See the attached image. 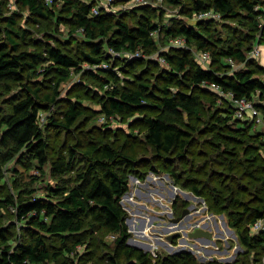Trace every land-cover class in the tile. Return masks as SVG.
Returning <instances> with one entry per match:
<instances>
[{
    "label": "trees",
    "instance_id": "obj_1",
    "mask_svg": "<svg viewBox=\"0 0 264 264\" xmlns=\"http://www.w3.org/2000/svg\"><path fill=\"white\" fill-rule=\"evenodd\" d=\"M164 1L179 6L184 17L171 18L166 23L163 9L149 4L93 14L91 8L96 0H61L58 9L52 8L55 0H15L19 9L7 14L3 12L5 0H0V32L4 39L0 42V83L7 86L14 83L22 92L0 119V132L4 145H7L3 156L6 160L16 159L27 169L37 164L42 171L46 164L50 176L58 178L47 192L34 193L35 189L30 188L28 196L16 203L12 198L6 199V203L14 205L26 238L10 246L1 231L0 264H50L58 260L60 250L51 243V236L59 237L60 245L64 246L62 252L68 254L76 251L78 245L83 247L90 243L85 235L97 230L114 235L115 245L125 247L130 234L120 198L128 190L129 174H139L138 166L142 160L139 156L146 149L154 159L176 164L175 168L158 170L151 167V170L167 172L194 193L206 194L210 206L218 210L229 205L242 207L241 211L226 214L228 222L237 229L244 245L264 251V229L251 232L255 221H264V172L257 171L260 168L257 161L263 159L253 152L255 146L264 150L261 132L251 131L254 123L246 121L243 139L235 138L240 146L235 144L237 149L232 150V145H222L223 141L230 142L227 136L233 135L234 131L229 122L235 115V108L229 101L223 103H227L230 116L216 115L207 129L213 132L214 139L220 140L219 143L211 142V147L205 149L199 137L207 132L199 129L197 124L204 106L200 93L211 89L203 83H216L238 98H264V66L248 57L254 43L264 45V0ZM207 9L217 11L222 19L237 22L232 26L225 24L231 27L232 35L224 39L217 37L214 19L189 20L194 13ZM22 10H26L29 20L38 25L42 21L53 23L56 33H59V24L66 25V34L62 33L66 39L73 41L75 36H82L89 51L80 56L73 55L65 48L51 45L48 41L52 36L47 34L44 39H29L36 49L23 48L29 31L19 21L25 17ZM175 37H182L187 46L170 47L168 51L160 52L170 67L163 72L161 85L148 81L136 84L126 81L128 77L122 78L124 68L132 67L138 57L128 61H109L110 49L151 54L157 50L158 40L166 43ZM191 46L197 51L209 52L208 68L195 59ZM42 61L48 63L38 71L37 65ZM105 61L110 65L99 67ZM82 62L99 68L90 69L82 66ZM72 69L79 74V80L82 75L95 78L97 88L103 90L98 100L99 111L107 119L126 113L132 115L133 110L145 107L152 108L154 113L142 119L146 126L142 136L145 148L138 144L132 133L116 135H123L122 139L117 137L116 140H101L88 135L90 130H81L77 125L78 118L87 115L72 99L57 113L58 116L52 113L48 118L44 117L46 127L57 128L53 134L54 140L58 138L56 143L52 144L47 138L50 135L44 136L46 127H43L44 121L40 123L39 110L46 104L62 100L59 84L70 76ZM54 73L55 77H52ZM124 80L127 83L123 84ZM213 96L210 103L214 101ZM255 104L264 117V104ZM62 132L71 139L63 142L59 138ZM226 151L231 152V157H225L223 161L221 155L229 154ZM251 152L257 157L255 154L246 155ZM177 168L182 170L178 172ZM71 172L72 176H64ZM202 174L205 177L199 178ZM216 176L218 178L214 180ZM213 181L220 183L221 187L211 185ZM222 188L225 189L218 190ZM245 195L248 197L243 201ZM130 246L125 249L128 261L123 264H147L149 254ZM131 255H135L133 260ZM161 258L160 264H231L199 263L188 251ZM59 264L76 263L62 259Z\"/></svg>",
    "mask_w": 264,
    "mask_h": 264
},
{
    "label": "rangeland",
    "instance_id": "obj_2",
    "mask_svg": "<svg viewBox=\"0 0 264 264\" xmlns=\"http://www.w3.org/2000/svg\"><path fill=\"white\" fill-rule=\"evenodd\" d=\"M46 1L52 2L53 0ZM60 1L61 0H55L56 3H52V6H54L52 8L58 9L61 3ZM113 5V11L120 8H130L128 2L123 1H116ZM151 5L163 9V20L166 23H169L171 18L184 17L179 12V6L172 5L164 0ZM17 9H19V7L15 3V0H5L3 4V12L8 14ZM22 13L25 17L19 19V21L21 24L28 27L29 31L25 42H23V48L36 49L37 47H35L29 39H44L45 34H47V36H52H50L51 39L48 41L51 45H58L61 48H65L67 52L73 55L80 56L82 52L89 51V46L85 43L82 36H75L76 38L73 41L66 39L67 37L64 36L67 31L66 25L59 24V33H56V30H53L52 28L53 23L42 21L38 25L32 22V19L29 20L26 10H22ZM189 20L193 21L194 19L192 17L189 18ZM214 20V31H216L217 37H222L224 39L232 35L231 27L229 26H232L237 22L231 19H222L220 14L219 17ZM225 24H228L229 28L225 26ZM171 39L173 38H170L166 43H162L158 40V48L151 54L143 53V55L132 56L130 58L124 56L123 53L118 55L113 53L112 50H108L110 55L109 61L115 62L116 60L123 59L128 61L138 57L139 59L134 62L135 64L132 67L128 66L124 68L121 72L122 78L126 79L128 77L126 81L129 80L136 84L139 81H148L150 84L153 83L157 86L161 85L163 83V72L170 69V67L168 63H163L159 60L160 55H162L160 52L168 51V48L170 47L179 48L187 46L186 44L176 45L171 42ZM1 41H4V39L0 32V42ZM253 48H255L256 54L251 55L250 52H248V55L255 58L264 66V45L254 43ZM190 50L199 64L204 68L209 67V61L203 63L197 58L198 51L195 50L193 46L190 47ZM109 61H105L108 66L110 65ZM47 63L48 61L39 62L37 70H41V68L46 66ZM81 65L90 69L99 68L88 62H82ZM114 69L119 71L117 67H114ZM52 77H55V73ZM79 77L80 76L76 70L72 69L70 76L60 82L59 91L62 100L53 104H42L45 106L39 110L41 115V121L39 120L40 123L44 121V117L48 118L52 113L58 116L60 111L66 106L68 100L72 99L73 101H77L78 107L84 109L87 115L86 118H82V116L79 117L77 125L80 126L81 130L84 128L90 130L88 135H92L101 140H116L117 137L122 139L125 133H132V136L138 140V144L143 145L145 148L146 144L143 141L142 136L144 135L146 126L142 119L143 117L154 113L152 108L145 107L133 110L132 115L126 113L124 116H116V118L110 116L107 119L104 114L99 111L101 107L98 104V100L101 98L103 90L97 88L99 86L96 85L97 81L95 78L82 75L81 80H79ZM126 81L124 80L122 83L125 84L127 83ZM44 87L47 88V86ZM172 90H175V88H172ZM213 92L214 90L210 89V91H203L200 93L203 97L204 106L202 118L197 124L199 129H205L207 132L201 134L199 137L204 142L202 146L205 149L211 147V142H220V140L214 139L213 132L207 130L212 123V120H214V117L220 114L223 116H230L229 111L226 109L227 103H223L228 100L215 92V95L213 96ZM21 95L22 92L20 86H17L14 83H10L9 86L0 83V119L10 110V104ZM212 96L214 97V101L210 103L209 99L212 98ZM255 101L260 102V99H255ZM185 119L186 121H189L187 117ZM231 119L229 127L231 130H234L233 135L227 136L230 139V142L223 141L221 144L224 145L228 143L227 145H232L231 148L233 150L237 149L235 148V144L240 146L239 143H236L235 138L237 137L239 140L243 139L242 137L244 134L242 131L245 129L244 126L246 121L249 120L247 118H237L236 115H233ZM104 122L105 124H103ZM44 123L45 121L43 122V127H46ZM3 128L4 126H2L1 129ZM218 128L222 127L219 126ZM56 129L55 126L49 125L44 131L45 137L50 135L47 138L52 141V144L56 143L58 139H53V134ZM256 130L261 132L260 140L264 143V125L254 124L251 131ZM121 133H123V135L116 136ZM1 134L2 133L0 132V232L2 231L5 235L6 243L10 246H14L16 243L26 238V236L25 232L20 228L21 222L16 217V212L13 207L14 205L6 203V199L12 198L16 203L19 199L28 196L27 192L30 188L35 189L36 192L34 193L42 194L43 192H47L48 187L54 186L53 184L56 183V179L58 178L50 176L46 164L42 166L43 170L40 171L37 164L27 169L22 167L16 159H4L3 152L7 149V145H4ZM225 136L226 135H224V137ZM59 138H61L63 142L68 140V138L71 139V137L64 132L60 133ZM232 140L233 142H231ZM258 148L260 149V152H258ZM253 152H257L260 158L264 161V150L262 147L255 146ZM226 153L229 154H225L224 156L221 155L223 161H225V157H231L230 151H226ZM252 154L255 153L251 152L246 155ZM255 156L257 157L256 154ZM139 157L142 159L138 166L139 174H129L128 190L120 198V203L126 210L125 219L131 217L132 221L131 223L129 222L130 225H132V223L135 225L138 224L137 226H132L130 228L125 223L130 234L129 238L126 240L125 247L122 248L115 245L114 235L105 230H97L91 235H85L86 239L90 240V243H86L83 247L78 245L76 251L68 254V252H62L61 247L64 246L60 245L59 237L51 236V243L54 247L57 246L60 252L57 257L58 260L51 261L50 264H59L62 259H66L67 261L71 259L76 264H123L128 261V259H126L127 254L125 249L131 247L130 245H133L132 243L136 244L133 245L134 247L140 248L142 251L149 254L150 258L148 259L147 264H160L163 255H172L178 251L190 252L199 263L217 261L230 262L231 264H264V251L260 252L261 250L253 249L244 245L239 239L237 229L231 226L228 222L226 214L237 212L239 210L241 211L242 207L229 205L224 210H218L207 203L206 194L198 195L194 193L190 187L181 185L177 179L175 180L167 172H155L151 170V167H155L158 170L161 168H175L176 164H173L170 161L162 162L159 159H154L147 149L143 153L141 152ZM263 161H257V164L260 165V168L257 171L262 170L264 172ZM180 164L182 163L180 162ZM218 167L221 166L219 165ZM181 170L182 168H177L178 172ZM72 175L73 172L64 176L70 177ZM198 177L204 178L205 175L202 174ZM217 178L218 176H216L214 180ZM211 183V185H215V187H221V184L216 181ZM224 189L225 188L218 190L222 191ZM209 194L212 197L210 191ZM247 197L248 196L245 195L243 201L247 200ZM184 209H187L188 213L181 217L179 221L173 222L172 219L179 217ZM198 227L202 229L205 233L204 235L201 237H191L188 235L190 231ZM242 227L243 226H241V228ZM260 229H264V221H262V228ZM257 230L258 229H256L254 225L251 226L252 233ZM168 235H173L171 240L167 238ZM153 253H155V255ZM134 256L135 255H131L130 259L133 260Z\"/></svg>",
    "mask_w": 264,
    "mask_h": 264
},
{
    "label": "built area",
    "instance_id": "obj_3",
    "mask_svg": "<svg viewBox=\"0 0 264 264\" xmlns=\"http://www.w3.org/2000/svg\"><path fill=\"white\" fill-rule=\"evenodd\" d=\"M116 1H123L128 2L129 6H135V5H145V4H155L158 1L162 0H96V4H94L91 8V12L93 14H97L100 11H113L114 3ZM115 11V10H114ZM219 17V13L213 9H207L198 11L193 14V19L200 20V19H215ZM171 42L178 45V44H185V40L182 37H175L171 39ZM111 50V49H110ZM115 54H124V56L130 58L132 56H138L143 55V53L139 50H135L134 52H117L113 51ZM251 55L256 54L255 48H252L250 51ZM248 57H250L248 55ZM197 58L203 62L207 63L210 61V54L208 51H198L197 52ZM159 60L163 63H167L165 57L163 55H160ZM99 67H108L107 63H102ZM204 85H208L211 89H213L217 94H219L221 97L226 98L235 108L234 114L237 117L241 118H247L249 121H252L254 124H263L264 125V117L261 114V110L255 103H261L264 104V98L260 99V102H256L255 99L245 98V97H235L234 94L231 91H225L220 85L216 83H203ZM132 221V220H131ZM131 223V222H130ZM129 223V224H130ZM256 229L262 228V221L257 220L255 221L252 226ZM128 226V225H127ZM132 226V225H131ZM155 255V253H153Z\"/></svg>",
    "mask_w": 264,
    "mask_h": 264
},
{
    "label": "water",
    "instance_id": "obj_4",
    "mask_svg": "<svg viewBox=\"0 0 264 264\" xmlns=\"http://www.w3.org/2000/svg\"><path fill=\"white\" fill-rule=\"evenodd\" d=\"M186 213H188V210L187 209H184L183 211H182V214L179 216V217H175V218H173L172 220H173V222H176V221H179L180 220V218L181 217H183ZM131 220H132V218L131 217H127L126 219H125V223L128 225V227H132L130 224H129V222H131ZM176 234H178V233H176ZM205 233L202 231V229L200 228V227H198V228H195L194 230H192V231H190L189 233H188V235L189 236H191V237H201L202 235H204ZM172 236L173 235H168V239L169 240H171V238H172ZM133 245H136L135 243H132Z\"/></svg>",
    "mask_w": 264,
    "mask_h": 264
},
{
    "label": "bare ground",
    "instance_id": "obj_5",
    "mask_svg": "<svg viewBox=\"0 0 264 264\" xmlns=\"http://www.w3.org/2000/svg\"><path fill=\"white\" fill-rule=\"evenodd\" d=\"M138 225V224H137ZM137 225H135L134 223H132V226H137Z\"/></svg>",
    "mask_w": 264,
    "mask_h": 264
}]
</instances>
